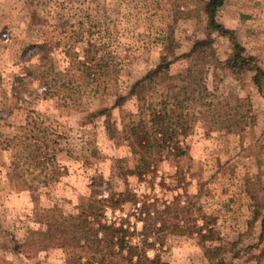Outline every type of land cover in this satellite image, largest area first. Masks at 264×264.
Returning a JSON list of instances; mask_svg holds the SVG:
<instances>
[{
	"label": "rangeland",
	"instance_id": "rangeland-1",
	"mask_svg": "<svg viewBox=\"0 0 264 264\" xmlns=\"http://www.w3.org/2000/svg\"><path fill=\"white\" fill-rule=\"evenodd\" d=\"M206 1L0 0V264H71L75 227L120 192L133 199L101 221L160 263L264 264V88L225 63L227 36L191 53ZM216 19L264 68V0H224ZM188 67L202 91L176 148L131 144Z\"/></svg>",
	"mask_w": 264,
	"mask_h": 264
},
{
	"label": "trees",
	"instance_id": "trees-1",
	"mask_svg": "<svg viewBox=\"0 0 264 264\" xmlns=\"http://www.w3.org/2000/svg\"><path fill=\"white\" fill-rule=\"evenodd\" d=\"M223 1H206L204 5L206 37L193 44L191 53L199 60H204L208 56L211 57L209 52L213 45L211 34L217 33L227 36L233 48L225 63L239 71H251L252 81L260 90L262 87L264 88V68L255 61L254 56L245 53L244 47L237 41L236 31L225 27L216 19L217 9L223 4ZM214 61L220 63L219 60L215 59ZM164 64L162 62L136 80L131 86L130 93L134 94L153 83L159 76L161 69L165 67ZM167 79V93L160 99V107L150 111L148 120L141 129L130 132L131 144H135L143 151L153 148L155 146L154 141H159V147H167L173 150L176 148L178 135L189 129L187 120L189 99L192 95L200 94L202 91L201 80L193 76L192 69L189 67L183 72L168 75ZM220 116L226 117V119L229 117L227 113ZM125 196H129L130 200L133 199L129 193L120 192L110 193L108 197L94 201L90 213L82 218L79 227H75L79 235L80 255L71 264H162L156 255L153 257L147 255L144 244L142 246L127 244L124 237H119L118 234L123 232L122 227L114 229L113 224L101 221L100 216L103 213V207L107 205L114 209L125 199ZM166 209L168 206H165L163 212ZM162 223L164 227L165 220ZM173 226L179 229L181 227L179 223L173 224ZM161 230V227L155 229L157 232ZM150 232L144 225V236H148ZM213 235L214 230L211 228L205 234H201V237L203 240H213ZM11 247L14 248L13 245ZM220 263L224 264L223 262Z\"/></svg>",
	"mask_w": 264,
	"mask_h": 264
}]
</instances>
